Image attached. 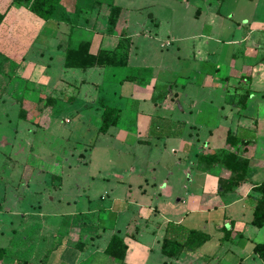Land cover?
<instances>
[{
    "label": "crops",
    "instance_id": "obj_1",
    "mask_svg": "<svg viewBox=\"0 0 264 264\" xmlns=\"http://www.w3.org/2000/svg\"><path fill=\"white\" fill-rule=\"evenodd\" d=\"M179 1L191 0H60L53 16L44 20L25 5L0 0L1 70L11 71L0 101L7 97L20 101L27 116L23 120L34 127L37 116L33 113H39L46 99L53 97L52 107L60 102L71 106L72 117L63 122L74 120L79 124L77 130L83 131L72 150H55L44 156L49 161L43 162H59L60 168L44 170L38 159L34 169L44 174L39 181L33 179L32 185V179L25 183L30 200L23 203L25 192L15 194L17 217L7 225L0 219V247L7 249L0 264H149L155 250L159 252L157 264H210L216 256L207 255V242L214 238L221 242L231 239L237 248L252 252L255 243L264 242V225L251 224L259 197L253 187L264 182V23L249 22L247 26L246 21L242 25L243 32L231 44L245 49L240 54L232 52L230 72L219 76L218 66L205 74L201 68L189 69L191 75L204 74L196 87L191 75L165 78L161 71L166 68L154 62L159 56L165 58L163 50L168 52L175 41L177 60L180 53L196 59L194 46L181 43L184 39L175 34L176 9L169 2ZM197 1L205 4L207 0ZM157 4L168 7L167 17L153 10ZM111 5L121 8L114 27L108 23ZM143 12L150 24L133 19ZM201 13L199 6L196 14ZM121 31L131 39L124 67H64L67 46L85 40L92 53L113 50ZM216 50L207 51V58ZM55 62L59 73L53 70ZM119 68L125 73L116 77ZM247 75L248 81L241 80ZM26 80L38 85L43 94L38 92L37 97L30 88L25 98ZM244 88H249V95L242 105L239 98ZM104 105L117 108L118 119L107 132L99 133ZM121 120L124 128L118 126ZM75 131L76 126L64 133ZM228 132L251 143L240 156L244 179L233 191L221 193L219 179L230 178L233 171L223 164L207 166L198 161V155L232 150L226 144ZM167 141L173 144L169 154L174 157L164 152ZM144 147L155 157L151 167L150 156L145 160L138 154ZM102 155L106 160L99 163ZM109 155L124 156L127 166L107 174L98 164H105ZM80 165L91 168L80 172L76 169ZM145 169L150 177L143 173ZM98 189L105 196L96 199ZM133 204L137 209L131 208ZM227 219L233 221L237 235L222 240L221 227ZM169 222L201 230L210 238L197 250L185 249L169 258L161 253ZM248 224L254 227L251 235L246 233ZM113 234L127 245L122 261L105 252ZM235 264H242V259Z\"/></svg>",
    "mask_w": 264,
    "mask_h": 264
},
{
    "label": "rangeland",
    "instance_id": "obj_2",
    "mask_svg": "<svg viewBox=\"0 0 264 264\" xmlns=\"http://www.w3.org/2000/svg\"><path fill=\"white\" fill-rule=\"evenodd\" d=\"M169 4H173V7L176 9L174 24L177 32H175V34H178L179 38L182 37L184 40H182L181 43L186 44L189 48L193 45L196 52L195 60L192 56H187L182 53L179 54L180 57L179 60H177L175 56L178 44L177 41L169 47L168 52L164 49L163 53L165 58L163 55L159 56L154 62L166 68L163 72L161 71V75L169 79L175 78L177 74L182 76L191 75V70L189 69L194 67L205 70V74L210 68L218 66V75H225L227 72H230V58L232 52L240 54L245 49L244 45L241 47V44H231V41L237 40L243 32L242 25L245 24L246 21L247 26L249 22L252 24H258L259 22L264 23V0H207L205 4H203L202 1L191 0L188 3L179 1L169 2ZM199 6L202 8V13L196 14V9ZM153 10L157 13L159 12L163 17L169 15L168 7H164L161 4H157ZM217 10H219V14L216 13ZM232 12H234V15H231ZM133 19L137 21L142 20L143 22L147 21L150 24V20L146 17V13L144 12L142 14H135ZM209 25L212 26L211 32L209 30ZM207 34H210V39L207 38ZM158 44L159 42H156V45ZM211 49H217L216 54L212 56L209 55L207 58V51H211ZM50 52L52 51L50 50ZM249 52L251 54L253 53L252 50H249ZM254 55L255 54H253V56ZM30 57L29 59L32 60ZM4 67H6V65H4ZM1 69L2 63L0 62V98L11 79L10 69L4 71ZM36 69H38V67H36ZM53 70H55V73H59V65L57 62L53 64ZM115 71L117 73L116 77H119V74L125 73L124 68H119ZM204 74L194 73V75H191L192 81L196 87L199 86L200 79L203 78ZM177 82L179 84L182 83L180 80ZM25 83V98H27L28 93L31 92L30 88L35 90L34 92L37 93V97L40 95L39 93L43 94L39 92L38 89L40 87L38 85H31L28 80H26ZM31 107L32 106H30L27 101V108L30 109ZM19 108L20 101H15L8 97L5 98L4 102L0 101V204L2 205L0 219H2V222L6 225L9 223V220H12L11 218L17 217L19 208L16 205L15 194L19 192L23 195L26 189L25 183L32 179L30 181L32 185L33 179L39 181L41 175L44 174L40 169H34V167L38 165L36 162H39V160L42 162L45 161V157L49 156L55 150L59 151L62 149L63 151L65 148H67V150H72V146L75 144L74 140L82 138L79 134L83 133L82 130H77L79 124H76L74 120L71 123L63 122L66 117H72L71 106L65 103L60 102L56 107L43 108L39 113L34 112L32 116H37L34 127L31 126V123L18 117ZM124 123L125 122L121 120L118 126L124 128ZM127 124L131 123L127 122ZM75 126V132L71 134L64 133ZM87 135L88 134L84 135V137L87 138ZM91 136V134L88 135L90 140L93 138V136ZM30 144H32L31 152L29 151ZM116 144L118 148H125L123 144ZM76 146L79 147V145ZM171 146H173L172 142L167 141L165 145L166 151L164 152L167 153L166 155L169 158L174 157L172 154H169ZM142 149L143 150L138 154L142 155L145 160L149 158L146 157L148 154L150 156L148 159V166L151 167L153 163L150 162L155 157H153V154L150 155V153L146 152L148 148L144 147ZM131 151H133V147H131ZM70 159L71 158H69V162H74L73 159ZM108 159L109 160L106 161L105 164H98V166L101 165L100 167H102L107 174H111V171L124 169L127 166L124 156L118 157V155H114L112 157L109 155ZM98 160L99 163H101L106 159L105 156L102 155ZM41 161L40 164L42 165ZM96 163L97 161L95 164ZM166 164L171 166V160L167 158ZM89 168L91 167L80 165L76 169L82 172L89 170ZM141 168L144 169L142 165ZM173 170L178 173L177 169ZM143 173H145L147 177L151 176L149 170L145 169ZM133 177L134 176L131 178ZM98 191L99 193H97L96 199H99L100 195H104V190L98 189ZM26 193L27 191L25 192L23 203L30 200ZM110 196L111 195H109V197ZM109 197H104V204L108 202ZM131 208L137 209L134 204ZM250 215L251 214H249V216ZM246 229V233L249 235L254 227L248 224ZM258 240L261 241L262 239ZM217 243H219V246H217ZM36 244H38V242ZM207 255L216 256L210 264H235L240 258L242 259V264H262L261 259L253 254L252 251L237 248V246L232 244L231 239L229 242H221V240H216L215 238L208 241ZM158 256L159 252L155 250L149 264H157Z\"/></svg>",
    "mask_w": 264,
    "mask_h": 264
},
{
    "label": "trees",
    "instance_id": "obj_3",
    "mask_svg": "<svg viewBox=\"0 0 264 264\" xmlns=\"http://www.w3.org/2000/svg\"><path fill=\"white\" fill-rule=\"evenodd\" d=\"M60 0H11V3H17L25 5L38 17L48 20L50 19ZM121 8L116 5L110 6V12L108 16L109 26L114 27L119 16ZM2 14H0V20ZM131 47V39L127 35L126 31L119 33V41L117 46L113 50H98L96 53L90 51V43L88 41H80L75 46H67L64 50V67L66 68H80L86 69L93 66H112V67H124L127 64L128 56ZM247 78V79H246ZM243 81L249 80V75L242 77ZM249 95V88H244L243 93L240 95L239 102L244 105ZM54 104V98H47L44 103V108L52 107ZM43 109V108H42ZM41 109V110H42ZM18 117L26 119V111L20 106ZM118 119V110L112 106H103L101 113V123L98 127L99 133H105L112 125H115ZM251 141L242 140L236 138L230 132L226 136V144L232 148V150L215 151L212 154H199L198 161L206 164L207 166H215L217 164H223L225 167L233 171V175L228 179H219V192L233 191L240 182L244 179L243 175V162L240 159L242 153H244ZM41 168L47 171L56 170L60 168V163L50 164L48 162H42ZM253 190L259 194L256 197L253 216L251 224L256 227H262L264 225V182L259 185H255ZM224 236L222 240H227L234 235H237L234 230V223L231 219H227L222 225ZM209 235L201 230L187 228L182 224L169 222L164 231V235L161 240V253L169 258L175 257L183 250H197L202 247L208 240ZM127 245L123 238L118 234H113L108 241L105 248V252L122 261L125 257ZM253 252L259 256L264 264V242L255 243L253 246ZM7 249L0 247V261L6 255Z\"/></svg>",
    "mask_w": 264,
    "mask_h": 264
}]
</instances>
